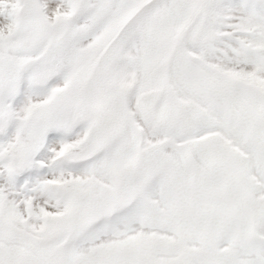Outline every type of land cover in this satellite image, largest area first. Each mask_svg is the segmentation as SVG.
Listing matches in <instances>:
<instances>
[{"label": "snow or ice", "instance_id": "snow-or-ice-1", "mask_svg": "<svg viewBox=\"0 0 264 264\" xmlns=\"http://www.w3.org/2000/svg\"><path fill=\"white\" fill-rule=\"evenodd\" d=\"M0 264H264V0H0Z\"/></svg>", "mask_w": 264, "mask_h": 264}]
</instances>
